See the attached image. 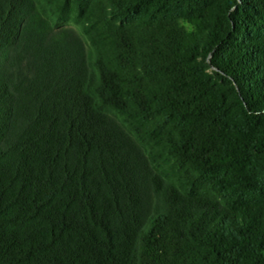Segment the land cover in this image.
Segmentation results:
<instances>
[{
  "label": "trees",
  "instance_id": "16d2710c",
  "mask_svg": "<svg viewBox=\"0 0 264 264\" xmlns=\"http://www.w3.org/2000/svg\"><path fill=\"white\" fill-rule=\"evenodd\" d=\"M0 264H264V0H0Z\"/></svg>",
  "mask_w": 264,
  "mask_h": 264
}]
</instances>
